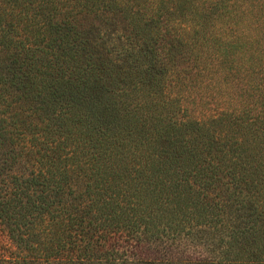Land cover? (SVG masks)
<instances>
[{"label": "trees", "instance_id": "obj_1", "mask_svg": "<svg viewBox=\"0 0 264 264\" xmlns=\"http://www.w3.org/2000/svg\"><path fill=\"white\" fill-rule=\"evenodd\" d=\"M0 264H264V0H0Z\"/></svg>", "mask_w": 264, "mask_h": 264}, {"label": "rangeland", "instance_id": "obj_2", "mask_svg": "<svg viewBox=\"0 0 264 264\" xmlns=\"http://www.w3.org/2000/svg\"><path fill=\"white\" fill-rule=\"evenodd\" d=\"M181 217V216H180ZM215 220H213V222H214ZM191 224H194V222L193 221H191Z\"/></svg>", "mask_w": 264, "mask_h": 264}]
</instances>
